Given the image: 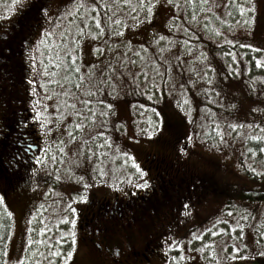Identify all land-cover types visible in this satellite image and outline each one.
<instances>
[{
  "label": "rangeland",
  "instance_id": "374dc122",
  "mask_svg": "<svg viewBox=\"0 0 264 264\" xmlns=\"http://www.w3.org/2000/svg\"><path fill=\"white\" fill-rule=\"evenodd\" d=\"M34 1L24 0L23 6L5 15L6 6L11 5L12 0H0V32ZM36 1L45 3L47 12H42L44 18L38 24L33 48L38 46L44 32L52 31L55 26L49 45L61 44L58 38L65 36V42L77 57L80 76L88 73V65H99L93 79L112 75L100 71L111 64L120 73L114 77L118 95L112 94L107 86H102L99 93L85 95L76 87L82 81L73 86L47 84L50 77L44 73L45 46L39 47L30 59L32 62L35 56L36 62H32L33 75L28 76V83L27 76L25 85L18 76H0V160L6 158L11 166H0V197L3 198L0 222L5 221V216V223L9 222L8 238L6 245L3 244V249L7 250L4 262L16 264L18 257H30L24 264H64L65 261L66 264H264V255L260 254L264 253V237L259 235L264 232V200L251 197L264 190V152L260 151L264 141L251 138L264 136V112L257 111L264 109V79L250 83L253 77H264V68L255 63L264 62V0H247L243 4L246 11H238L234 21L228 16L229 0H209L196 12L186 0H179L178 5L172 0H160L148 19L137 7L138 0H131L130 6L121 4L120 0H89L97 3L96 9L88 11L101 21L99 26L90 19L81 23L84 17L78 15L64 19L61 13L70 7L72 0ZM108 4L112 7H107ZM49 16L53 18L48 19ZM113 20H119L123 28L119 39L112 35L116 29ZM77 27L83 29V34L77 32ZM98 27L105 29L101 38L87 34ZM213 28L219 31H212ZM19 30L18 26L11 29L13 33ZM62 30L64 35L60 34ZM154 36L157 43L152 42ZM0 49L1 56L15 53L12 47ZM97 49L101 50L99 54ZM208 62L211 69L207 67ZM205 73L207 77L200 79ZM33 80L36 83H32ZM89 86L85 84V89ZM89 100L88 107L97 119L90 122L91 127L84 125L73 131L75 123L83 124L86 118L71 115L73 108L84 112L80 102ZM8 101L20 109L7 111L6 115L4 109ZM109 104L114 108L105 119L96 109L103 111ZM205 106L210 111H205ZM37 110L53 121L47 125L52 129L47 135L39 127L44 120L33 119ZM55 112L65 113L66 126L61 127V117L49 115ZM230 124L240 127L230 128ZM157 128L160 130L156 131ZM147 131H153V135H145ZM68 132L77 138L69 140ZM35 135L41 137L37 170L18 172L23 164L30 165L22 156L29 148L27 138ZM221 136L227 145L214 147L212 141L219 142ZM58 137L64 141V152L59 151ZM257 142L260 145L254 147ZM181 147L186 148L187 154L180 152ZM154 155L168 162H180L189 170H204L211 178L214 176V182H221L223 189L214 192L205 186H184L181 199L176 200L175 194L170 195V186L175 185H168L164 193L172 203H168L165 210L169 212L171 205L173 209L164 219L161 231L150 226L153 236L145 232L137 234L136 239L140 244L148 240L158 249L166 244L172 246H168L164 257L162 248L161 252L152 254L148 262L135 260L134 253L131 261L125 248L121 260L115 263L113 258L118 256L120 245L109 239L112 230L108 231L109 245L103 250L91 241L94 229L89 231L84 224L83 213L97 208L93 206L95 199H101L107 192H120V188L127 187L122 195L136 189L141 193L135 198L140 199L145 192L155 195L154 189L162 193V187L156 182L145 191L128 183L136 172L135 164L147 173L144 177L147 180L158 172L157 165L147 164L148 158ZM147 167L152 171L147 172ZM94 169L107 175H97ZM57 176L61 179L57 180ZM70 176L84 179L79 182L67 178ZM120 176L125 179H119ZM83 187L87 188L86 192L81 190ZM80 193H86L88 199H79ZM151 202L147 210L150 216H156L154 210L158 208ZM65 215L70 220H65ZM121 223L122 232L128 234L129 225ZM69 232L74 242L65 234ZM193 234L202 239L198 241ZM57 236L65 243L56 239ZM29 239L34 243L29 245ZM177 243L181 246L176 247ZM69 244L73 251L70 258L62 255L57 259L49 255L50 251L67 252ZM236 248L240 249L239 253ZM229 253L232 259L226 258Z\"/></svg>",
  "mask_w": 264,
  "mask_h": 264
},
{
  "label": "flooded vegetation",
  "instance_id": "af4514ba",
  "mask_svg": "<svg viewBox=\"0 0 264 264\" xmlns=\"http://www.w3.org/2000/svg\"><path fill=\"white\" fill-rule=\"evenodd\" d=\"M18 18L19 17H17L16 20L11 22L10 24H6L3 30L0 32V47L8 46V44L4 45V40L8 39L12 41L9 46H11L12 50L15 52L8 57L0 55V76H18L20 81H22V83L24 84L25 76H27L26 83H28V76H30V74L33 75L32 62H30V59L34 54L32 49L35 33L32 30H29L27 32L19 31V33L17 34H12V26H15ZM1 51L2 50L0 49V52ZM24 85L22 87H24ZM6 90L9 89L7 88ZM7 104H9V101ZM15 107L20 109L18 105H15ZM27 140L35 142L27 144L31 146V149L27 148L28 155H25L27 158L24 159H27L30 165L27 166L26 164H23V168L18 171L22 173H24L28 169L36 172V166L38 164L37 160H39L40 156L39 137L36 138L35 136H31L30 138H27ZM156 159H158V161H156ZM154 164L157 165L160 170H163V173L161 172L162 174L158 173L159 175L156 174L155 176H151V178L149 179L150 187H154V182H156L157 184H159V186L162 187V193H157L154 189L155 195H150V193L146 194L145 192L143 199H140L135 198V195H140L141 192L139 193V191L134 189L122 196L118 195L113 200L112 208L110 204L107 205L109 206V208H105L104 213L107 214L109 218H105L103 215H101L98 211V208H96L95 211H90V215L87 217V223L84 222V224H87L89 231H92V229H94L95 235L90 237L91 241L95 242V244L103 250H105L109 245V240L107 239L108 231L109 229L112 230V235L109 237V239L114 240L121 246L117 247L118 256L113 258V262L115 263H118L121 260L125 248L126 256L131 259V254L134 253L132 257H134L135 260L139 259L140 257L149 259V256L147 254H153L155 252L158 253L160 252V249L163 248V246H161V248L159 249L152 247L151 244L148 243V240H145V242L143 241V243L140 244L136 239V236L137 234H145V232H150V234L153 236L154 231H149L150 226L155 227L158 231H161V228L164 225V219L169 217L171 209H173V205H171V209L169 212L165 210L167 204L172 203V201L168 202V194L164 193V190L167 189L168 185H175L173 188L170 186V189L172 190V193L170 195L175 194L176 200L181 199V188H183L184 186L192 187L205 185V176L208 173L198 174L196 172H190L192 170L188 172L189 169H187L181 163L167 162L162 158L154 157ZM0 166H3L5 168L11 167L9 161H7L6 158L0 160ZM208 176L210 177L211 175L209 174ZM159 186L157 185V187ZM142 189L144 191L148 190V188ZM125 190H123L121 194H123ZM173 191L175 193H173ZM151 201H153V205L158 208V210H154L156 216H150L151 212L147 210V206L152 205ZM121 221L129 225L128 234H124V232H122V229L120 227V224H122ZM85 241L89 243L88 240Z\"/></svg>",
  "mask_w": 264,
  "mask_h": 264
},
{
  "label": "snow or ice",
  "instance_id": "6c2138e0",
  "mask_svg": "<svg viewBox=\"0 0 264 264\" xmlns=\"http://www.w3.org/2000/svg\"><path fill=\"white\" fill-rule=\"evenodd\" d=\"M6 2V0H5ZM101 2H103V0H101ZM160 0H138V4L137 7L141 8L144 11L145 14V19L150 18L151 16V12L154 9V7H156L159 4ZM173 3L177 4L179 3V0H172ZM186 2L191 3V0H186ZM121 4H128L129 6L131 5V0H120ZM209 3V0H200V4L201 6L206 5ZM230 3L235 4V0H230ZM24 4V0H12V4L11 5H7L6 6V12L5 15H10L12 12L16 11L17 6H23ZM107 7H112V5L108 4L106 5ZM193 7H195V4H192ZM235 7L238 11H240L241 13L245 12L246 9L244 7L243 4H235ZM97 8V3L95 2H89V0H72V3L70 5L69 8L65 9L64 12L61 13V16L64 19H67V17L69 16H81L84 17V20L81 21V23H86L87 20H92L95 24H97V26H99V24L101 23V21L98 19L97 16L92 15L91 12L88 11V9H96ZM41 11L47 12V9H41ZM133 11H135V9H133ZM2 18V17H0ZM53 17L49 16L48 19H52ZM107 19H111V17H106ZM193 20H195V17H193ZM60 23H63V20L60 21ZM136 23H139V21H137ZM112 24L116 25V29L112 31V35L116 36L118 39L120 37V35L123 32V28L120 25V21L119 20H113ZM135 26V25H133ZM109 27H111V25H109ZM173 27H175V24L173 25ZM207 27V26H206ZM68 31H71V29H68ZM105 29L103 28H97L96 31H89L87 34L89 36H95L97 38H101V33L104 32ZM212 31H216L218 32L219 29L218 28H213ZM77 32L83 34V29L80 27H77ZM189 32H191V29H189ZM55 34V26H53V30L52 31H45L43 36L39 39L38 41V46L33 48L32 51L33 53L38 52L39 51V47H42L45 45V41L47 39V37L52 36ZM61 35H64V31L62 30ZM160 39H163L162 37ZM210 39H216L215 37H210ZM153 43H157L158 41L156 40V37H153ZM78 41H77V45H78ZM189 44H191V41L188 42ZM31 47V46H30ZM248 48L251 49L252 45H248ZM97 53H100V49L96 50ZM72 52V48L68 49V53ZM68 53H66V55H68ZM69 60L72 61V63L70 64H66L65 65V69L68 71V74L71 75L72 74V68L75 67L76 64V60L77 57L76 55H70ZM33 63L36 62L35 56H33ZM116 63H120V61H115ZM258 66H260L261 68H264V62L257 60L255 62ZM57 67L59 68L60 65L57 64ZM126 67V66H125ZM207 67L209 69H211L212 65L211 62L207 63ZM89 71L87 74H85L84 76H80L79 80L82 81L83 83H78L76 85L77 88H79V90L84 93L85 95L91 96V94L93 92L95 93H99L102 90V86H107L108 88L111 89V93L114 95H118V91H117V84L116 81L114 80V77H117L120 75V73L117 71V69L113 68L111 64H107L101 71V74L103 72H107V73H111L112 75H108L104 78H96L93 79L94 77H96L97 72L99 70V65H88ZM75 71L76 73L80 72V68L79 67H75ZM141 72H144V69H141ZM131 74V73H129ZM52 75H55V73H52ZM207 77V73H205L204 76H200V79H205ZM256 79H264V77H253L252 81H250V83H252L254 80ZM135 76L133 79V83H135ZM211 83V81H209ZM32 83H36L35 80L32 81ZM50 83H55V81H50ZM85 84L90 85L87 89H85ZM68 95H72V93H68ZM209 99H211V96H208ZM151 99V97H150ZM190 103V100L188 101ZM215 103V101H213ZM83 106V109L85 110L84 112L81 111H76L75 108H73L71 115H75V116H81V115H85L86 118L84 120V123H75V128L73 129V131H75L76 129H80L82 128L84 125H88L89 127H91V123L90 122H94L97 119L96 114H94L93 110L90 109L88 107V105L91 103V100H89L87 103H85L84 101L80 102ZM98 103H100L98 101ZM59 107V105H58ZM234 107V106H232ZM114 106L109 104L106 106V108L103 111H100L99 109H96L97 112H99V115L104 116L105 119H107L108 115H109V110H113ZM65 109H67V105H65ZM205 111H210L209 109H207V106H205ZM257 111L259 112H264V109H257ZM214 115V113H212ZM49 115H56L61 117V119L63 120V117L65 115L64 112H55V113H50ZM157 116H159V113H157ZM70 118V117H69ZM34 120H44V123H41L39 125V127L44 130L45 135H47L48 132H51L52 129L48 128L47 125L53 123L52 120L47 119L43 113H41L39 110H37L36 115L33 117ZM157 123H160V121H157ZM67 125V121L63 120V123L61 124V127H64ZM230 128H237L240 127L237 124H230L229 125ZM248 127H251V125H248ZM160 129L157 128L156 131H159ZM145 135H153V131H147L144 133ZM66 135L68 136L69 140H75L77 137L72 135L71 132L66 133ZM228 135H230V133H228ZM205 139H208V137H204ZM253 140H260V141H264V136H252L251 137ZM185 139L188 142H191V138L190 137H185ZM213 146L219 148L220 144H224L225 146L227 145V141L223 139V136H221L220 141L217 142L215 140L212 141ZM64 141L62 139H60L59 137L57 138V145L59 146V151L60 152H64V147H63ZM45 147H48V144H45ZM261 152H264V148L260 149ZM88 152L91 155H95V153L92 152L91 149H88ZM180 152L187 154L186 148L181 147L180 148ZM37 162L39 163L40 161L37 160ZM79 162V161H77ZM133 163L135 164V160H133ZM136 167V172L133 173V176L136 177V180L134 181L133 179L129 178L128 179V183L129 184H134V186L136 188H148L150 186V182L149 180L145 179L144 177L147 176V173L143 170V168H141V166L139 164H135ZM249 167H251V165H249ZM35 170V169H33ZM71 171V170H70ZM94 171L97 172V175H107L106 172L102 171V170H95ZM252 172L255 173L256 169H252ZM67 178H73L76 179L79 182L83 181V177H79V176H70ZM57 180L61 179L60 176L56 177ZM119 179L123 180L125 179L124 176H120ZM117 187H119V185L117 184ZM79 199L82 200H87L88 197L86 195V193H80V195L78 196ZM3 198L0 197V200H2ZM70 212L74 211V209H69ZM7 215H11V213H7ZM65 220H70V217L68 215H65L63 217ZM237 227H241L239 224H237ZM47 231V229H45ZM204 231H208V229H204ZM221 231H223V229H221ZM66 235H68L70 238H72L73 242H74V236L72 233H65ZM213 235H215V233H213ZM240 235H243V233L241 232ZM260 236L264 237V232H260L259 233ZM194 238L197 239L198 241H200L202 238L196 234H193ZM8 238V230L7 228H3L2 230H0V251H7L6 249H3V243L4 241ZM56 239H61V237L57 236ZM34 242L29 239L28 244L31 245ZM61 243H65V241H63L61 239ZM169 247H171L172 245H168ZM176 247H180L181 245L179 243H177L175 245ZM235 247V246H234ZM237 253H239L240 249L236 248L235 249ZM197 251H200V249H197ZM261 255H264V253H260ZM50 256L59 259L62 255H65L67 257H71L73 255V251H72V247L69 244L68 246V250L67 252H62V251H50L49 253ZM215 255V254H214ZM178 257H173V259H177ZM181 259L183 257H180ZM227 259H232V255L231 253L228 254V256L226 257ZM25 259H30V257H18L16 264H24V260ZM4 264H7V262H4ZM37 264H40V262H37ZM50 264V262H49ZM64 264H66V261L64 262Z\"/></svg>",
  "mask_w": 264,
  "mask_h": 264
},
{
  "label": "trees",
  "instance_id": "16d2710c",
  "mask_svg": "<svg viewBox=\"0 0 264 264\" xmlns=\"http://www.w3.org/2000/svg\"><path fill=\"white\" fill-rule=\"evenodd\" d=\"M247 0H235V4H245ZM195 4V7L192 6V4ZM235 4L233 3H230V0L228 1V4H227V10H228V16L231 17V20H235L234 18L236 17V14L238 13V10L236 9L235 7ZM32 7H35L36 10H31ZM189 7L191 8L192 11H197L198 7L200 8L201 7V4H200V0H191V3L189 4ZM41 9H45V3H39L37 2L36 0L34 2H32L31 6H29L28 8L24 9L22 11V13L19 15V18L17 20V23L15 24V26H18L20 28L19 31H29V30H32L34 33H37V27H38V24H41L42 21H43V18H44V15L42 14L43 11H41ZM11 26V25H10ZM14 27V26H12ZM19 31L17 33H19ZM12 34H17V33H13L11 32ZM54 38V35L52 36H49L47 38V41H45V58L43 60V66H44V73L45 76H48L50 77V80L47 84L50 83V81H55V83H50V85H58L60 83H66V85H71L73 86V84L75 82H79V76H80V72L79 73H76L75 71V67H78L77 66V62L75 64V67L72 68V74L69 75L68 74V71L65 69V65L66 64H70L72 63L71 60H69V56L70 55H73L72 52L71 53H68V49H69V46L67 45V43L65 42V39L66 37L65 36H62L60 39L58 38V41L59 43L61 44H58V45H55V46H50L49 45V42L51 40H53ZM4 44H8V46L10 45V43L12 42L11 40H8V39H5L4 40ZM9 41V42H8ZM66 44V46H65ZM11 47V46H9ZM66 53H68V55H66ZM57 64L60 65V67L58 68L57 67ZM52 73H55V75H52ZM14 109H18L17 107H15V105H10V104H7L5 105V114L8 115V112L7 111H11V110H14ZM36 138H38L37 135H35ZM29 142H35V141H30ZM259 142V141H258ZM258 142L256 144H254V147L255 145L258 147L260 144H258ZM20 144V142H18ZM172 144L174 145V143L172 142ZM175 146V145H174ZM24 158H27L25 155H28V153L26 152V154H23ZM154 157L156 158H162L163 160H165L163 157H157V156H150L148 158V161H147V164L149 166H152L155 165L154 164ZM156 161H158V159H156ZM166 161V160H165ZM145 162H146V159H145ZM168 162V161H167ZM199 162H202L199 160ZM180 163V162H179ZM147 172H150L152 171V168L150 167H147ZM158 169V172L157 173H154L152 174L153 176H155L156 174H162L163 170H160L159 168ZM190 170H188L189 172ZM156 172V170H155ZM162 172V173H161ZM190 172H196L198 174H201L202 172L203 173H207L205 172L204 170H201L200 172L198 170H192ZM158 174V175H159ZM209 174H207L205 177V187H207L206 189L208 190H214V192H216L215 190H218L219 188L220 189H223L221 188L222 186L220 185L221 182H217V180L214 182V176L211 178V176L209 177L208 176ZM157 177V176H156ZM224 188L225 187H228L226 185L223 186ZM81 190H83V192H86L87 191V188L86 187H83L81 188ZM118 195H122L121 193H118L116 191H111V192H107V194L101 196V199H95V202H93V206L96 205V207L98 208V211L100 212L101 215H103L105 218H109L107 216V214L104 213V210L105 208H109V206H107L108 204L111 205V208H112V205H113V200L118 196ZM253 196H256L255 198H257V200H264V190L259 192L258 194H254L251 195V197L253 198ZM87 207V204L85 205V208ZM90 211L93 212L95 211V209L93 210H88V211H85L83 213V222H87V217L90 215ZM82 214V212H81ZM80 214V216H81ZM110 215V214H108ZM5 216V215H4ZM5 221H7V217L5 216L4 217ZM4 222H0V230H2L3 228H7L8 225H9V222L8 223H5ZM4 245H6V240L4 241L3 243ZM1 254H0V262H4V252L5 251H0Z\"/></svg>",
  "mask_w": 264,
  "mask_h": 264
},
{
  "label": "bare ground",
  "instance_id": "6f19581e",
  "mask_svg": "<svg viewBox=\"0 0 264 264\" xmlns=\"http://www.w3.org/2000/svg\"><path fill=\"white\" fill-rule=\"evenodd\" d=\"M140 14V13H139ZM180 21V20H179ZM162 76V75H161Z\"/></svg>",
  "mask_w": 264,
  "mask_h": 264
}]
</instances>
